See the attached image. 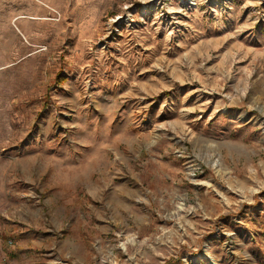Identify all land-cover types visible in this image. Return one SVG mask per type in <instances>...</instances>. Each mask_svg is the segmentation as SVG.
Listing matches in <instances>:
<instances>
[{"label": "rangeland", "instance_id": "rangeland-1", "mask_svg": "<svg viewBox=\"0 0 264 264\" xmlns=\"http://www.w3.org/2000/svg\"><path fill=\"white\" fill-rule=\"evenodd\" d=\"M0 264H264V0H0Z\"/></svg>", "mask_w": 264, "mask_h": 264}]
</instances>
